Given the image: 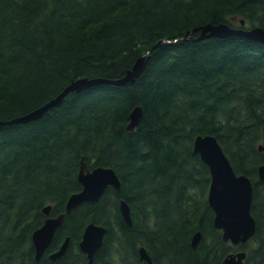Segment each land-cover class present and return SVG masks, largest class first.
<instances>
[{"label":"trees","instance_id":"trees-1","mask_svg":"<svg viewBox=\"0 0 264 264\" xmlns=\"http://www.w3.org/2000/svg\"><path fill=\"white\" fill-rule=\"evenodd\" d=\"M209 22L264 27V0H0V264H89L79 241L91 220L107 227L93 264H223L240 249L245 264H264V43L197 39L194 29ZM188 30L192 38H182ZM166 38L135 81L72 90L40 118L8 122L80 77L124 76ZM136 105L143 116L128 129ZM200 133L216 135L235 170L253 179L257 229L248 243L225 241L214 225L210 169L193 151ZM82 157L90 168L114 167L121 188L75 207L36 259L43 207L65 211L82 188ZM68 235L66 253L50 258Z\"/></svg>","mask_w":264,"mask_h":264},{"label":"water","instance_id":"water-1","mask_svg":"<svg viewBox=\"0 0 264 264\" xmlns=\"http://www.w3.org/2000/svg\"><path fill=\"white\" fill-rule=\"evenodd\" d=\"M241 24L245 19L241 18ZM200 30L197 39H204L211 36L226 37L229 35H240L264 43V27L254 25L250 27L233 26L227 22L206 23L194 29ZM191 30H188L182 38H192ZM172 39H160L148 51L137 58L132 68L126 74L117 79L105 77H80L59 93L55 98L46 104L16 117L8 122H26L40 118L52 105L63 100L66 94L72 90L81 91L94 84L105 82L113 84H125L133 82L144 71L151 57V51L165 42ZM142 105H136L130 112V120L127 124L128 129H134L141 122L143 116ZM3 122V121H2ZM0 121V123H2ZM260 149L263 146L260 145ZM193 151L200 155L202 160L208 165L211 173V183L208 190V202L214 211V225L221 229L222 237L225 241L233 245H238L250 240L256 232L257 220L252 213V203L254 197L253 179L246 173H238L229 156L225 152L218 137L212 133L197 134L194 139ZM258 175L264 181V163L258 166ZM78 179L82 188L73 192L65 205V211L58 215H50L52 204L43 207V212L47 215L43 224L37 227L32 233L35 246V257L40 259L49 248L55 238V234L64 222L67 214L72 213L73 209L85 201H97L101 198L109 186L119 190L121 180L112 166L97 165L89 167L85 157L80 160ZM120 210L123 218L128 225L133 226V217L128 201L122 198ZM107 227L91 220L84 228L79 247L87 255L89 264H93L96 252L104 242ZM202 238V231L197 230L192 237V246L196 247ZM70 244V236H66L59 248L52 251L49 257L52 259L60 258L66 253ZM141 258L152 262L151 255L145 246L140 247ZM247 251L240 249L228 252L223 258V264H244Z\"/></svg>","mask_w":264,"mask_h":264},{"label":"flooded vegetation","instance_id":"flooded-vegetation-1","mask_svg":"<svg viewBox=\"0 0 264 264\" xmlns=\"http://www.w3.org/2000/svg\"><path fill=\"white\" fill-rule=\"evenodd\" d=\"M121 199H122V198H121ZM142 246H143V245L140 244V245L138 246V248H139L138 250H140V247H142ZM139 253H140V252H139Z\"/></svg>","mask_w":264,"mask_h":264},{"label":"bare ground","instance_id":"bare-ground-1","mask_svg":"<svg viewBox=\"0 0 264 264\" xmlns=\"http://www.w3.org/2000/svg\"><path fill=\"white\" fill-rule=\"evenodd\" d=\"M250 242V241H249ZM248 243V242H247ZM245 264V263H244Z\"/></svg>","mask_w":264,"mask_h":264}]
</instances>
